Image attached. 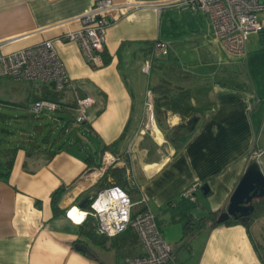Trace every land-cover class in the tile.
<instances>
[{
	"label": "crops",
	"instance_id": "1",
	"mask_svg": "<svg viewBox=\"0 0 264 264\" xmlns=\"http://www.w3.org/2000/svg\"><path fill=\"white\" fill-rule=\"evenodd\" d=\"M95 1L0 0L3 50L53 39L79 95L95 101L86 110L87 120L74 123L71 94L57 92L59 100L64 98V107L57 116H42L62 121V127L69 122L61 138L54 142L57 135L49 136L47 143L42 142L43 131L50 126L40 124L31 131L36 130L39 138L28 134L22 142L0 148V171L5 170L8 157L13 158L8 178L0 177V264H118L125 257L143 254L133 229L100 243L88 241L84 245L93 256L75 247L87 241L80 225L89 216L77 223L66 209L97 194L94 187L104 172L99 167L105 151L118 157L113 166H125L133 187L125 189L134 204L142 195L147 198L181 264H264L253 236L264 231L257 218L247 226L215 225L181 239L182 215L208 217L225 210L254 151H263L257 162L264 174V89L258 92L256 85L235 82L241 69L235 70L233 64L243 55L229 52L214 36L205 13L175 4L162 11L143 5L109 26L101 63L91 65L77 43L59 37L76 28L78 23L72 19ZM256 34L262 38L264 30ZM157 40L169 45L168 54L153 52ZM182 56L188 68L177 63ZM163 79L189 89L190 103L197 110L194 128L177 150L154 120L151 88ZM24 81L31 97L28 109L33 100L53 91L46 85L34 91ZM180 122L181 117L170 111L162 118L164 127ZM10 148H16L13 155L7 152ZM107 181L113 184L110 175ZM193 184H200L195 201L183 198ZM61 186L65 192L54 215L51 193ZM203 186H207L205 193Z\"/></svg>",
	"mask_w": 264,
	"mask_h": 264
},
{
	"label": "built area",
	"instance_id": "2",
	"mask_svg": "<svg viewBox=\"0 0 264 264\" xmlns=\"http://www.w3.org/2000/svg\"><path fill=\"white\" fill-rule=\"evenodd\" d=\"M174 4L205 13L210 20L214 36L233 54L244 55L249 35L264 30V0H169L152 3L137 0H96L87 11L72 19L78 26L65 31L59 38L77 43L89 64L96 66L101 63L107 29L119 18L143 5L162 11ZM3 45L0 42V78L27 80L34 91H39L46 85L53 91L70 93L74 102L73 122L83 123L87 120L86 110L95 101L90 96L79 95L55 49L53 39H45L11 51H4ZM153 52L166 55L169 45L157 40ZM63 99L37 98L32 101L30 112L34 116L58 112L64 107ZM146 104L151 110L152 102L148 101ZM262 154L263 151H254L251 159L258 161ZM117 161V156L105 151L99 171H105ZM199 187L200 184L191 185L182 193V197L195 201V192ZM139 202L146 208L131 217L134 203L126 191L112 185L97 192L88 203V208L71 205L66 209V215L73 220L70 211L76 208L83 214L77 223H82L87 216L94 218V231L97 236L114 237L128 227L132 228L142 245L143 254L125 257L118 264H181L174 258L172 245L165 241L155 215L148 206L147 198L142 195Z\"/></svg>",
	"mask_w": 264,
	"mask_h": 264
},
{
	"label": "trees",
	"instance_id": "3",
	"mask_svg": "<svg viewBox=\"0 0 264 264\" xmlns=\"http://www.w3.org/2000/svg\"><path fill=\"white\" fill-rule=\"evenodd\" d=\"M108 58H105V63L108 62ZM151 91L154 95V112L155 118L158 125L162 128L165 133L166 139L173 145L177 150L185 142L188 135L192 132L194 125L197 120V110L190 103V92L189 89L183 88L178 83L171 81L169 79H163L160 83L156 84L151 88ZM51 100H59V94L56 91H51L48 97H45ZM170 111L171 113L177 114L181 117V122L173 127H164L162 124V118ZM190 121V123H189ZM69 122L63 126L57 136L54 138V142L64 135L65 130L68 128ZM50 133L44 135L41 139L42 142L47 143L49 140ZM33 143V141H31ZM57 150V149H56ZM56 150L52 151L54 153ZM16 151V148L7 149V152H10L12 155ZM13 158L9 156L5 161V170L0 171V177L7 179L9 171L12 167ZM110 175L113 178V184L107 181V176ZM117 185L126 191V187H132L128 180V175L125 170V166H109L105 169L100 179L95 184V191L99 192L102 189ZM133 188V187H132ZM65 192L64 187H58L51 193V207L54 215H57L59 210L58 202ZM127 192V191H126ZM128 193V192H127ZM96 193H94V197ZM129 195V194H128ZM130 197V196H129ZM132 203H134L130 197ZM254 209L247 218H233L230 217L224 222L217 223L216 218L218 214H210L208 217H194L190 214L182 215L180 220L182 223V233L181 239L192 236L203 229H206L211 226L221 225V224H232V223H241L244 225H249V222L254 219L262 216L264 214V196L253 200ZM85 208H88L89 205H83ZM143 203L133 204L131 208V217H134L139 212L145 209ZM95 220L92 217H88L81 225V234L85 237L87 241H80L83 244H87L88 241L92 242H102L107 240L109 237L106 236H97L94 231ZM132 229L130 227L127 228Z\"/></svg>",
	"mask_w": 264,
	"mask_h": 264
},
{
	"label": "rangeland",
	"instance_id": "4",
	"mask_svg": "<svg viewBox=\"0 0 264 264\" xmlns=\"http://www.w3.org/2000/svg\"><path fill=\"white\" fill-rule=\"evenodd\" d=\"M178 62L186 64V68H188V63L185 62L183 56L178 57L177 63ZM233 65L235 70L241 69L238 73L240 77L235 82H245L249 84L250 87L256 85L258 92L260 89H264V37L260 38L258 34L251 33L245 44V54L240 59H236ZM28 89L29 87L27 83L21 79L10 78L0 81V148L12 146L17 142H22V140H25L28 137V134H31L34 138H39L36 130L31 133L33 127L36 125L48 123L50 129L46 128L43 132L46 135L50 130V137L52 138H54L62 128V121L59 122L49 116H34L30 112L28 104L31 102V97H28ZM259 96H257V98H262ZM59 113L55 112L54 116H57ZM48 114L51 115V113ZM17 116L21 119L20 121L16 120ZM146 123L147 120L143 126H145ZM155 124H157L156 121ZM257 219L258 225L264 227V215ZM255 234H257V237L255 235L253 236L258 245L259 251L264 255V231L262 232V235L258 236V233Z\"/></svg>",
	"mask_w": 264,
	"mask_h": 264
},
{
	"label": "water",
	"instance_id": "5",
	"mask_svg": "<svg viewBox=\"0 0 264 264\" xmlns=\"http://www.w3.org/2000/svg\"><path fill=\"white\" fill-rule=\"evenodd\" d=\"M263 33V32H260ZM190 123V121H189ZM207 190V186L202 188ZM264 196V174L260 168L257 161H251L244 173L242 174L240 180L238 181L236 187L232 191L229 201L225 210L221 211L216 222L221 223L230 217L233 218H247L254 209L253 200ZM92 197H85L79 204L83 206L91 201ZM75 247L80 251L93 256L90 248L87 245L76 243Z\"/></svg>",
	"mask_w": 264,
	"mask_h": 264
},
{
	"label": "bare ground",
	"instance_id": "6",
	"mask_svg": "<svg viewBox=\"0 0 264 264\" xmlns=\"http://www.w3.org/2000/svg\"><path fill=\"white\" fill-rule=\"evenodd\" d=\"M153 121V120H152ZM149 123V122H148ZM154 124V123H153ZM153 127V126H152ZM155 129V128H154ZM90 175H96V171L95 172H92V173H90ZM70 216L73 218V220L74 221H76V222H79L81 219H82V217H83V214L82 213H80L79 211H78V209H76V208H74V209H72L71 211H70Z\"/></svg>",
	"mask_w": 264,
	"mask_h": 264
}]
</instances>
